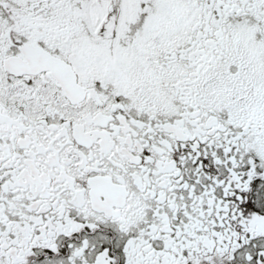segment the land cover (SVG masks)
Wrapping results in <instances>:
<instances>
[{"label": "snow or ice", "instance_id": "1", "mask_svg": "<svg viewBox=\"0 0 264 264\" xmlns=\"http://www.w3.org/2000/svg\"><path fill=\"white\" fill-rule=\"evenodd\" d=\"M0 264H264V0H0Z\"/></svg>", "mask_w": 264, "mask_h": 264}]
</instances>
